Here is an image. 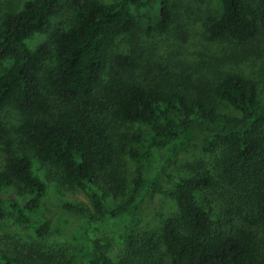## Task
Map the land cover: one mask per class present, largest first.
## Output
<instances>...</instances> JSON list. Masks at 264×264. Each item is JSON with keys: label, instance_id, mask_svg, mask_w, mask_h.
Here are the masks:
<instances>
[{"label": "trees", "instance_id": "obj_1", "mask_svg": "<svg viewBox=\"0 0 264 264\" xmlns=\"http://www.w3.org/2000/svg\"><path fill=\"white\" fill-rule=\"evenodd\" d=\"M220 3L206 25L209 39L247 47L264 37V0ZM172 19L170 0H26L0 18V61L11 62L0 75V219L13 215L37 238L57 227L72 248L57 253V264H264L258 81L222 71L204 85L161 64L144 70L134 51L112 53L121 37L140 28L166 33ZM40 33L48 39L31 48L27 40ZM197 143L213 160L175 176L177 159ZM124 160L138 163L131 179ZM48 182L82 191L90 205L64 201L57 222L43 218ZM162 196L173 200L172 212L158 207ZM110 197L120 201L113 206ZM147 209L160 223L155 233L138 228ZM105 223L122 226L118 259L94 237ZM33 253L0 249V264L51 258Z\"/></svg>", "mask_w": 264, "mask_h": 264}, {"label": "rangeland", "instance_id": "obj_2", "mask_svg": "<svg viewBox=\"0 0 264 264\" xmlns=\"http://www.w3.org/2000/svg\"><path fill=\"white\" fill-rule=\"evenodd\" d=\"M25 1L0 0V18L8 11L20 9ZM170 7L173 19L166 33H160L158 30L148 32L140 28L133 38L123 36L118 39L112 53L130 54L134 51L144 70L155 64H161L164 67L168 66L171 70L176 68V71L185 76L192 73L198 83L202 78L204 85L215 81L222 71L242 72L257 80L260 91L264 94V37L255 40L247 47L232 41L209 39L205 31L206 25L209 17L221 9L220 0H170ZM131 8L138 14L134 6ZM47 39L48 34H36L27 40V44L31 48H36ZM10 63L9 59L0 61V75L5 72ZM222 109L225 112L236 113L226 104L222 106ZM18 118L14 110L6 114L14 137H16L15 129L12 126L18 124ZM123 130V132L136 131L137 127L132 129L124 127ZM212 160L213 156L205 153L202 145L197 143L191 146L188 154L177 159L172 173L175 176L188 175L192 172V166L198 162L209 163ZM137 166L138 163L134 160H131L128 166L124 160L121 169L123 173L127 171L124 177L131 179L136 174ZM33 167L36 174L45 175L46 166L36 158H34ZM166 186L171 188L172 184ZM128 188L131 189V184H128ZM119 199L120 197H110L109 201L115 206ZM197 199L200 203H210L201 195H197ZM64 201L90 205L88 197L82 191L48 182L43 197L42 217L54 218L57 222L59 206ZM157 205L167 212L174 210L173 200L166 196H162ZM138 221L139 229L149 228L152 233H155L160 225L158 219L148 209ZM94 237L101 250L115 259L120 258L125 248L123 229L120 224H102L94 231ZM0 249L12 256L21 254L26 257L31 252H34V255L44 252L51 257L40 258L36 264H57V253L69 254L72 251L66 235L60 233L57 227L50 236L37 238L31 229L18 223L13 215L0 219Z\"/></svg>", "mask_w": 264, "mask_h": 264}]
</instances>
